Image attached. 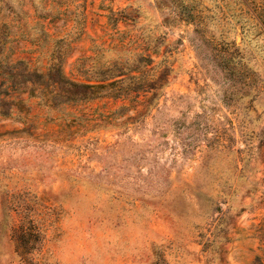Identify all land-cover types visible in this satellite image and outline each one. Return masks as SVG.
<instances>
[{"label":"rangeland","instance_id":"374dc122","mask_svg":"<svg viewBox=\"0 0 264 264\" xmlns=\"http://www.w3.org/2000/svg\"><path fill=\"white\" fill-rule=\"evenodd\" d=\"M0 264H264V0H0Z\"/></svg>","mask_w":264,"mask_h":264},{"label":"trees","instance_id":"16d2710c","mask_svg":"<svg viewBox=\"0 0 264 264\" xmlns=\"http://www.w3.org/2000/svg\"><path fill=\"white\" fill-rule=\"evenodd\" d=\"M235 58H233L234 60ZM21 63V62H20ZM23 63V62H22ZM24 64V63H23ZM121 75L113 76L114 78H120L119 80H113L108 84H101V83H77L70 80L60 63H55L52 68L46 74H36V78L38 82L43 86L47 93V99L45 100V105H51L52 102L49 99L50 97L56 96L57 94L67 97L68 100L73 102H83V101H92L97 98L109 97L113 99H117L123 96L126 91H130V88H126V82L128 80L137 79L136 76L127 77L121 79ZM49 84L43 82V79H47ZM113 78V79H114ZM51 83V85H50ZM53 86V87H52ZM52 91H49V89ZM49 95V96H48Z\"/></svg>","mask_w":264,"mask_h":264}]
</instances>
